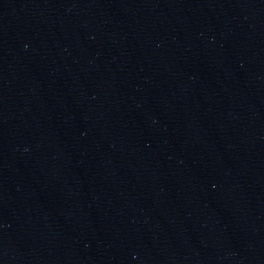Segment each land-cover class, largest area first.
Wrapping results in <instances>:
<instances>
[{"label":"water","instance_id":"water-1","mask_svg":"<svg viewBox=\"0 0 264 264\" xmlns=\"http://www.w3.org/2000/svg\"><path fill=\"white\" fill-rule=\"evenodd\" d=\"M0 264H264V0H0Z\"/></svg>","mask_w":264,"mask_h":264}]
</instances>
